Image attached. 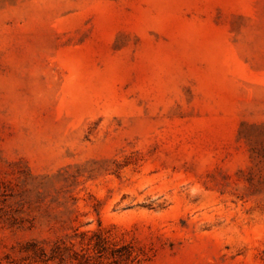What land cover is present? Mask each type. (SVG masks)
I'll use <instances>...</instances> for the list:
<instances>
[{
	"label": "rangeland",
	"instance_id": "obj_1",
	"mask_svg": "<svg viewBox=\"0 0 264 264\" xmlns=\"http://www.w3.org/2000/svg\"><path fill=\"white\" fill-rule=\"evenodd\" d=\"M0 264H264V0H0Z\"/></svg>",
	"mask_w": 264,
	"mask_h": 264
}]
</instances>
